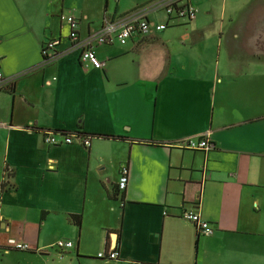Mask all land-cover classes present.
I'll return each instance as SVG.
<instances>
[{
	"label": "crops",
	"instance_id": "crops-1",
	"mask_svg": "<svg viewBox=\"0 0 264 264\" xmlns=\"http://www.w3.org/2000/svg\"><path fill=\"white\" fill-rule=\"evenodd\" d=\"M262 1L221 0L218 28L199 12L125 45L94 43L98 69L61 16L85 39L156 0H0V69L15 77L0 88V264H264ZM182 26L184 53L173 55L168 31ZM51 39L61 55L44 63ZM45 130L82 132L91 145H51ZM202 134L211 149L180 145ZM184 207L215 233H199ZM9 239L31 250L7 251ZM113 248L118 259L98 258Z\"/></svg>",
	"mask_w": 264,
	"mask_h": 264
},
{
	"label": "built area",
	"instance_id": "built-area-1",
	"mask_svg": "<svg viewBox=\"0 0 264 264\" xmlns=\"http://www.w3.org/2000/svg\"><path fill=\"white\" fill-rule=\"evenodd\" d=\"M159 9L166 16L165 21L155 22L151 21L147 13L151 10ZM199 13V8L194 5L190 0H156V3L149 8H137L134 11L117 17L115 19L105 18L102 26L98 31H94L87 38L81 39L78 26L79 22L74 16L62 15V20H67L71 25V40L73 43L77 42L76 47L82 49V60L86 66L92 65L95 68H102L103 62L99 59L96 51L93 48L94 43L112 44L115 41L125 45L133 36L139 35L148 37L154 33L161 32L169 26L188 24L194 20ZM59 41L51 39L46 41L43 46V62L48 63L55 60L61 54L57 51L56 46ZM15 77L7 78L3 71L0 69V88H6L12 85ZM44 140L51 145H70L73 143H80L86 147H90L91 138L84 135L82 132H56L53 130H45L43 132ZM180 145L183 148L191 150L207 151L213 147L212 142L209 140V134H202L198 137H190L184 139ZM129 180V168L124 166L121 169V179L118 187L120 190L127 188ZM181 217L192 222L199 233L204 235H213L215 228L213 225L203 219L194 208L184 207L181 212ZM5 250L16 249L21 251L31 250L28 243L18 242L15 239H9ZM57 249L64 250L65 248L72 247V241L59 240L55 243ZM120 256L116 248L104 250L98 253L99 259L112 261L118 259ZM131 264H141L139 262H131Z\"/></svg>",
	"mask_w": 264,
	"mask_h": 264
},
{
	"label": "rangeland",
	"instance_id": "rangeland-1",
	"mask_svg": "<svg viewBox=\"0 0 264 264\" xmlns=\"http://www.w3.org/2000/svg\"><path fill=\"white\" fill-rule=\"evenodd\" d=\"M259 6L256 8L257 12L260 13V15L264 14V2H260L258 4ZM221 0H213L212 3H210L209 5H206V3H201V5H199V16L204 17L206 15V17L209 20H212V26L213 28H218L219 25V17H217V13L221 10ZM208 7V8H207ZM69 10V8L67 9ZM207 11H211L212 14H209L211 16V19L209 17V15L207 14ZM66 14V13H65ZM66 16V15H65ZM255 18H257L256 16H254ZM252 18V22L256 21L255 18ZM163 18V17H162ZM216 19V21L214 20ZM255 25V24H253ZM183 28H186V26H182V27H173V28H169V31H173L172 33L177 34L180 30H183ZM180 42H186L182 39L181 34H177L173 37V39L169 42V47H170V52L173 55H177V54H183L184 50L182 47V44Z\"/></svg>",
	"mask_w": 264,
	"mask_h": 264
},
{
	"label": "trees",
	"instance_id": "trees-1",
	"mask_svg": "<svg viewBox=\"0 0 264 264\" xmlns=\"http://www.w3.org/2000/svg\"><path fill=\"white\" fill-rule=\"evenodd\" d=\"M13 85V84H12ZM11 86V85H10ZM9 86V87H10ZM7 88V87H6ZM5 88V89H6ZM71 219L73 220V222L76 224V225H81V216L80 215H76V214H73L71 215Z\"/></svg>",
	"mask_w": 264,
	"mask_h": 264
}]
</instances>
